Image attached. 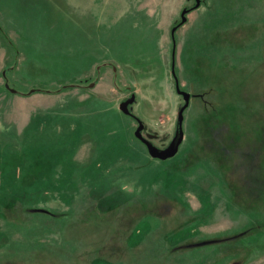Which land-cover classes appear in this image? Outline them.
Here are the masks:
<instances>
[{
    "label": "rangeland",
    "instance_id": "rangeland-1",
    "mask_svg": "<svg viewBox=\"0 0 264 264\" xmlns=\"http://www.w3.org/2000/svg\"><path fill=\"white\" fill-rule=\"evenodd\" d=\"M199 2L159 160L193 0H0V264H264V0Z\"/></svg>",
    "mask_w": 264,
    "mask_h": 264
},
{
    "label": "water",
    "instance_id": "water-1",
    "mask_svg": "<svg viewBox=\"0 0 264 264\" xmlns=\"http://www.w3.org/2000/svg\"><path fill=\"white\" fill-rule=\"evenodd\" d=\"M194 2H195V4L192 7V9L197 8L199 6V3H200L199 0H194ZM190 10L191 9L184 8L180 12V21L178 22V24L176 26H173L170 30V36H171V41H172L171 75H172V78L174 80L175 91L179 96H181V98L183 100V105L181 106V108L179 109L178 114H177V134H176V139H175L172 147L159 150L158 148L153 146L147 139H145L142 136V134L140 132V130L142 128V122L129 109V105H131L135 100V94L134 93H132L128 99L122 101L119 105V109L124 115L135 119V121L137 122V127L134 131L135 138L138 139L145 146L147 153L149 154L150 157L155 158V159H159V160H164V159L172 157L177 152L178 147H179V145L182 141V138H183V130H182L183 112L189 104L190 94L180 88L177 76L175 74V70H174V67H175V37H174V34H175L176 29L186 22V15L190 12ZM5 87L8 88V85L5 84ZM9 90L11 92H14L13 89H9Z\"/></svg>",
    "mask_w": 264,
    "mask_h": 264
},
{
    "label": "crops",
    "instance_id": "crops-1",
    "mask_svg": "<svg viewBox=\"0 0 264 264\" xmlns=\"http://www.w3.org/2000/svg\"><path fill=\"white\" fill-rule=\"evenodd\" d=\"M148 1V0H147ZM155 3H156V0H153ZM172 1H170V2H167V3H165V1H164V3H160V5L161 6H159V7H154V12H156V11H158L159 9V13H158V15L157 16H159L161 13H162V11H165V12H167L168 11V9L170 8V10H169V13H167L168 14V17H169V15H170V13H172L173 12V6L171 5V7H167L168 6V4H170ZM150 5L151 4H153V3H149ZM149 5V6H150ZM162 5H163V7H162ZM152 7V6H151ZM171 16V15H170ZM160 17V16H159ZM170 18V17H169Z\"/></svg>",
    "mask_w": 264,
    "mask_h": 264
},
{
    "label": "trees",
    "instance_id": "trees-1",
    "mask_svg": "<svg viewBox=\"0 0 264 264\" xmlns=\"http://www.w3.org/2000/svg\"><path fill=\"white\" fill-rule=\"evenodd\" d=\"M0 32L2 33V35H3V37L4 38H6L5 37V35H4V33L2 32V29H1V27H0ZM72 85H70V84H68V85H62L61 87H59L58 88V90H56V91H61V90H65V89H68V88H70Z\"/></svg>",
    "mask_w": 264,
    "mask_h": 264
},
{
    "label": "flooded vegetation",
    "instance_id": "flooded-vegetation-1",
    "mask_svg": "<svg viewBox=\"0 0 264 264\" xmlns=\"http://www.w3.org/2000/svg\"><path fill=\"white\" fill-rule=\"evenodd\" d=\"M193 2H194V0H193ZM194 4H195V2H194L192 5L187 6V7H185V8H186V9H191V8L194 6ZM177 23H178V22H176L173 26H176ZM173 26H172V27H173ZM131 94H132V93H131ZM131 94H130V95H131ZM130 95H129V97H130ZM123 101H124V100H123ZM132 119H133V118H132ZM133 120H135V119H133ZM135 122H136V121H135ZM136 123H137V122H136Z\"/></svg>",
    "mask_w": 264,
    "mask_h": 264
}]
</instances>
